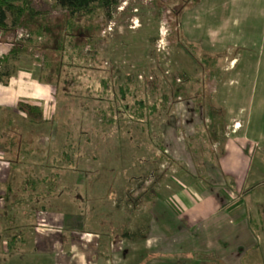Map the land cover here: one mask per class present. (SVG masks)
<instances>
[{
    "label": "rangeland",
    "instance_id": "rangeland-1",
    "mask_svg": "<svg viewBox=\"0 0 264 264\" xmlns=\"http://www.w3.org/2000/svg\"><path fill=\"white\" fill-rule=\"evenodd\" d=\"M32 7L39 14L26 15L11 33L0 34V59L12 70L29 66L47 80L53 87L47 113L51 105L55 113L30 127L17 120L15 132L4 136L9 149L4 159L13 173L2 194L1 243L10 240L9 229L21 246L47 241L69 250L91 247L98 238V245L109 250L111 237L120 238L124 226L140 232L150 227L156 199L128 204L122 194L131 190L137 197L155 184L158 197L165 185L181 184L196 202L200 195L191 192V179L205 189L217 188L222 180L225 202H243L249 217L264 221V0H119L110 20L95 16L79 28V20L73 24L54 0H32ZM251 8L257 11L247 21ZM191 42L198 44L197 51H190ZM205 45L221 57L220 78L208 69L202 72ZM13 49L16 53L10 55ZM130 73L139 95L145 77L153 82L159 77L166 91L175 77L182 94L170 99L168 110L142 121L121 116L107 122L99 111L106 104L100 99L102 84L106 81L110 91L120 74ZM202 84L224 103L225 154L229 148L233 156L243 155L240 180L224 173V156L208 164L195 162L203 159V150L195 154L190 148L200 146L194 95ZM133 101L128 98L121 105ZM161 145L173 161L158 160ZM202 145L209 160L210 148L220 152L205 139ZM46 175L55 180L50 193L52 181H42ZM257 227L260 246L243 264L264 263V227ZM52 231L61 232L60 239ZM73 231L82 234L76 238ZM21 258L15 264L27 263ZM212 263L220 264L217 258Z\"/></svg>",
    "mask_w": 264,
    "mask_h": 264
},
{
    "label": "crops",
    "instance_id": "crops-1",
    "mask_svg": "<svg viewBox=\"0 0 264 264\" xmlns=\"http://www.w3.org/2000/svg\"><path fill=\"white\" fill-rule=\"evenodd\" d=\"M256 11L251 8V11L246 13L249 16ZM250 20L249 16L247 21ZM52 88L47 80L37 75L35 69L29 66L11 69L8 82H0V207L4 185L13 173V168L4 159L9 150L4 145V136L8 130L15 132L13 126L17 120L22 121L23 125L26 124V127L33 125L26 120V114L19 110L20 101L40 106L45 122L49 121L51 113H55L54 105H51V112L49 110L47 113L52 99ZM26 137L27 135L22 136V144ZM234 155L227 148L220 164L224 173L234 175L240 180L244 174V166L241 164L244 157L238 153ZM231 159L236 160L235 165ZM209 167L211 172L216 169L212 164ZM191 181L196 188H191V192L202 195L199 196L200 200L193 201L187 192L182 190L179 180L178 186L165 185L152 202L150 227L146 237L131 240L110 236L112 240L109 250L98 245V238H94L95 245L91 247L83 244L72 246L69 250L47 241L39 243L40 245L35 242L32 246L28 242L26 246H21L19 237L14 239L13 231L8 228L6 235H9L10 240L1 243V239L5 238L1 236L5 228L0 226V256H5L0 257V264H15L20 256L27 261L25 264H34L31 261L38 258V264H215L212 261L216 258L220 264H243V259L260 246L255 234L256 229L250 224L251 217L247 214L245 205L243 202H225L227 197L222 193L225 184L222 180L217 188L211 189L198 186L195 179ZM2 218L0 213V223ZM257 222L258 229L260 226L264 227L263 217ZM52 232L55 239H60L61 232ZM73 233L76 238L82 234L78 231ZM42 244L47 245L41 246ZM46 257L49 258V263L45 261Z\"/></svg>",
    "mask_w": 264,
    "mask_h": 264
},
{
    "label": "trees",
    "instance_id": "trees-1",
    "mask_svg": "<svg viewBox=\"0 0 264 264\" xmlns=\"http://www.w3.org/2000/svg\"><path fill=\"white\" fill-rule=\"evenodd\" d=\"M54 3L56 7H60L66 11L67 15L72 18L73 24L75 23V20H79L77 26V28H79L81 27L82 21H89L95 16L102 15L107 20H110L112 18L113 12L117 9L119 0H54ZM28 14H39V12H37L32 7V0H0V34L5 33L8 35L11 33ZM88 27L86 29H88ZM92 37L93 36H90V38ZM196 45L198 44L192 42L188 45L191 52L197 51L198 47ZM205 49L201 50L202 53L200 56L202 72L205 74L206 70L208 69L211 75L219 77L221 74V57L219 53L213 52L214 50L211 51V47L205 45ZM15 53L16 51L13 49L10 52V55H14ZM10 77V64L6 60L4 61L0 59V82L7 83ZM143 83V94L139 95L135 85V77L131 73L120 74L115 81V89L110 91H108L106 81L103 82V90L100 99H105L106 104H103L104 107H101L99 111L103 114V116L108 118L107 122L115 123L121 119V116H123L125 119L128 117V119L142 121L144 117L150 118L151 116H154V114L166 110L168 108V104L170 103V99L177 98V96L182 94V88L176 85L175 77L171 80L170 89L168 91L163 90L162 86H160L159 77H157L154 82L150 81L148 77H145ZM204 89H206L205 84H202V86L197 89L194 95L196 110L199 112L201 117L199 132L195 136L196 141H199L200 146L196 147L194 144L191 145L190 148L195 154H200V151L203 150V154H200L203 159L200 161L195 160L198 165L200 163L208 164V161L214 162L218 158L224 156L225 146L228 141L225 136V107L220 101L217 100L216 96L207 94ZM128 98H133L134 101L132 104L127 103L123 106L124 103H122L121 105V102ZM18 108L26 114L25 118L31 124L40 125L45 122L44 112L40 106L20 101ZM204 139L210 145L216 144L220 151L219 154H216V152L210 148L209 151L212 157L210 160L203 156L204 151L206 152L207 150L202 145V140ZM13 143L14 141L12 139L11 144ZM160 148L161 154L158 157V160L173 161L172 157L166 152L167 148L164 145H161ZM20 151L18 149L16 155L17 157L19 156ZM68 159H70V157ZM70 162L73 163L74 161L70 160ZM42 181L44 183L52 181V185L48 189L49 193L52 192L55 180L46 175ZM146 181L147 180L144 182ZM154 185L155 184H152L137 197L133 195V191L131 190H127L126 193L122 194L121 197H124L128 204H137L141 198H144L148 201H154L157 198L156 192H154L152 189ZM23 201L24 199H21L18 202ZM120 204L121 203H119V206ZM250 220L251 226L253 229H256L258 222L252 218H250ZM149 221L150 219L148 218V222ZM148 228L149 227L146 226L144 230H141L143 232H140L138 229L134 231L129 227L124 226L119 234V237L121 239L138 240L146 237L149 231Z\"/></svg>",
    "mask_w": 264,
    "mask_h": 264
},
{
    "label": "built area",
    "instance_id": "built-area-1",
    "mask_svg": "<svg viewBox=\"0 0 264 264\" xmlns=\"http://www.w3.org/2000/svg\"><path fill=\"white\" fill-rule=\"evenodd\" d=\"M163 166L165 165V164H162Z\"/></svg>",
    "mask_w": 264,
    "mask_h": 264
}]
</instances>
